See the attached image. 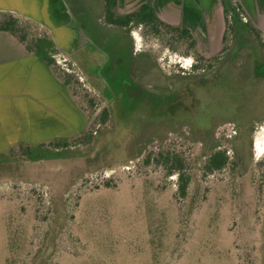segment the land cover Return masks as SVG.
Wrapping results in <instances>:
<instances>
[{"label": "rangeland", "instance_id": "374dc122", "mask_svg": "<svg viewBox=\"0 0 264 264\" xmlns=\"http://www.w3.org/2000/svg\"><path fill=\"white\" fill-rule=\"evenodd\" d=\"M65 1L77 49L22 33L70 74L89 120L0 156V264H264V0H239L260 39L239 9L229 46L241 56L199 70L172 34L119 29L95 0ZM213 145L229 164L209 173ZM167 158L184 164L185 197Z\"/></svg>", "mask_w": 264, "mask_h": 264}, {"label": "crops", "instance_id": "0c3cea01", "mask_svg": "<svg viewBox=\"0 0 264 264\" xmlns=\"http://www.w3.org/2000/svg\"><path fill=\"white\" fill-rule=\"evenodd\" d=\"M95 1V9L104 16V0ZM143 4L152 5L164 22L189 29L204 56L212 57L221 50L225 19L220 0H118L117 11L130 14ZM69 9L65 0H0V21L14 17L49 36L57 47L74 51L79 46V32L68 27H72ZM63 28L70 32L69 37L63 35ZM88 120L45 54L39 49L29 51L14 35L0 31V156L19 144L35 149L46 142L69 139Z\"/></svg>", "mask_w": 264, "mask_h": 264}, {"label": "trees", "instance_id": "16d2710c", "mask_svg": "<svg viewBox=\"0 0 264 264\" xmlns=\"http://www.w3.org/2000/svg\"><path fill=\"white\" fill-rule=\"evenodd\" d=\"M220 1L222 2L224 8L225 32L222 40V48L219 54L211 58H206L201 53L197 39L189 29L180 26L170 25L164 22L157 15L154 7L150 4H143L132 13L121 15L117 11L118 0H104L105 3L104 17L109 25L119 29H129L132 26H136L142 29L144 28L146 33L156 38H164V36L168 34H172L173 36L177 37L175 40L178 43L183 42L184 44L187 45L188 53H191V55L197 60V64L194 66L195 70L204 69L203 67L205 66L207 69H212L215 64L232 63L234 58L235 60H237L241 56L240 52L237 49H233L232 47L229 46V42L232 40L234 33L236 32V27L234 25V18L235 19L238 18V16L235 14L236 11L241 9L243 11V14L247 18L241 5L239 4L240 6H238V4L236 3L238 0H220ZM246 24L249 30L258 39H260L261 31L258 28H256L248 18ZM21 25L22 24L18 19L10 16L0 21V31L9 32L12 35H14L22 44H24L27 47L29 51L37 50L38 49L37 43L28 41L27 37L22 33ZM261 45L264 47V44L261 43ZM46 61L53 69L55 75L69 86V89L73 97L75 98L76 92L72 88L69 81L70 74L67 73L62 74L61 70L59 69V67L56 65V62L52 58L46 57ZM232 71L233 68L230 66V70L228 71V76L231 75L230 73ZM254 74L256 76H259V73L256 72V70ZM243 78L244 81L241 83L242 86L243 84H245V81L247 82V80L250 78L249 73L247 74L246 72H244ZM235 91H236L235 95L238 96L239 98L242 99L247 98L246 90L235 89ZM79 104L81 105V103ZM107 119H108V111L104 110L100 117L101 123L103 124L106 123ZM218 148H219L218 145L211 146V150H213L214 152L210 156L208 163L206 165V170L209 173L221 171L229 164V157L227 156V151L218 150ZM15 149H18V151H21L22 153L27 152L28 154L32 151V148H30L26 144H19ZM15 149L12 152H15ZM167 161H170L172 164L170 166V172L172 171L178 172L179 181H180L178 188L179 195L185 197L189 185V177L188 175L184 174V164L178 158L176 159L167 158Z\"/></svg>", "mask_w": 264, "mask_h": 264}]
</instances>
